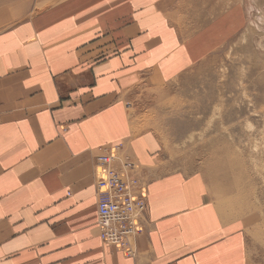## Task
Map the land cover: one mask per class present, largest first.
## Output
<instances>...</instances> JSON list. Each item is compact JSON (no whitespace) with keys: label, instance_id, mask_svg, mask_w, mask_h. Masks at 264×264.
Here are the masks:
<instances>
[{"label":"crops","instance_id":"obj_1","mask_svg":"<svg viewBox=\"0 0 264 264\" xmlns=\"http://www.w3.org/2000/svg\"><path fill=\"white\" fill-rule=\"evenodd\" d=\"M22 8L0 30V264H251L244 221L219 210L202 174L171 169L133 111L238 33L232 11L202 16L193 0ZM122 144L148 194L128 258L101 242L94 190L95 156Z\"/></svg>","mask_w":264,"mask_h":264},{"label":"rangeland","instance_id":"obj_2","mask_svg":"<svg viewBox=\"0 0 264 264\" xmlns=\"http://www.w3.org/2000/svg\"><path fill=\"white\" fill-rule=\"evenodd\" d=\"M193 1L202 16L232 11L238 33L181 78L149 92V101L138 96L133 111L149 122L143 128L160 135L171 169L202 174L219 210L244 221L251 264H264V0ZM27 2H0L6 19L0 30L29 15L22 8ZM223 156L237 165L231 171L237 180L229 179Z\"/></svg>","mask_w":264,"mask_h":264},{"label":"built area","instance_id":"obj_3","mask_svg":"<svg viewBox=\"0 0 264 264\" xmlns=\"http://www.w3.org/2000/svg\"><path fill=\"white\" fill-rule=\"evenodd\" d=\"M94 160L100 240L124 257H134V240L143 229L148 204L135 159L123 145H115L102 149Z\"/></svg>","mask_w":264,"mask_h":264},{"label":"bare ground","instance_id":"obj_4","mask_svg":"<svg viewBox=\"0 0 264 264\" xmlns=\"http://www.w3.org/2000/svg\"><path fill=\"white\" fill-rule=\"evenodd\" d=\"M2 1H5V0H1L0 2H2ZM7 1V0H6ZM6 3V2H5ZM253 4V3H252ZM256 6V5H255ZM260 8H261V6H260ZM249 9L251 10V8L249 7ZM259 9V8H258ZM257 9V10H258ZM249 11V10H248ZM260 12V11H259ZM263 13V12H262ZM263 16V15H262ZM262 16H259V19H260V17H261V19H262ZM204 18H206V17H204ZM256 18H257V16H256ZM205 20V19H204ZM264 21V20H263ZM204 22V21H203ZM202 22V23H203ZM252 22V21H251ZM205 24V23H204ZM261 28V27H260ZM209 40V39H208ZM257 43V42H256ZM213 48V47H212ZM213 50V49H212ZM208 51V50H207ZM263 55V54H262ZM254 112V111H253ZM231 115V113H228V116H230ZM261 133V132H260ZM221 160H223L225 163H226V165H227V167H226V169L228 170V171H230V173H229V179H233L234 177H233V175H232V170H235V171H238L237 169V165L236 164H234V162L232 161V159H231V157H222L221 158ZM232 171V172H231ZM216 173L217 172H215L214 174L216 175ZM214 174H212V176H214ZM241 177H238V179H240ZM235 179V178H234ZM235 180H237V179H235Z\"/></svg>","mask_w":264,"mask_h":264}]
</instances>
